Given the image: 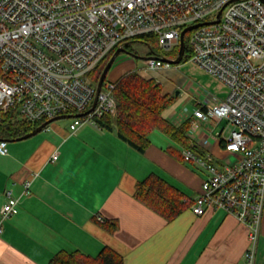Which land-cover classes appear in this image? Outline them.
<instances>
[{
	"label": "built area",
	"instance_id": "obj_1",
	"mask_svg": "<svg viewBox=\"0 0 264 264\" xmlns=\"http://www.w3.org/2000/svg\"><path fill=\"white\" fill-rule=\"evenodd\" d=\"M194 25L199 26L187 32V62L218 80L226 95L214 100L205 93L199 107H186L171 120H190L191 130L196 120L225 121L217 133L221 159L182 149L185 162L206 175L192 210L198 216L223 210L245 224L252 244L248 264H256L264 211V0H0V122L7 110L32 123L88 112L72 118L70 130H101L100 118L115 116L117 102L116 81L107 80L96 95L90 77L99 63L147 34L157 36L164 52H179L182 31ZM164 57L149 54L145 70L178 66ZM0 154H8L5 139ZM30 186L24 182V195ZM5 193L0 236L4 222L18 213L19 199L11 190Z\"/></svg>",
	"mask_w": 264,
	"mask_h": 264
},
{
	"label": "crops",
	"instance_id": "obj_2",
	"mask_svg": "<svg viewBox=\"0 0 264 264\" xmlns=\"http://www.w3.org/2000/svg\"><path fill=\"white\" fill-rule=\"evenodd\" d=\"M131 71L122 62L110 79L117 81ZM146 76L159 82L165 94L189 95L186 107H199L205 93L214 100L226 95L218 80L191 62ZM178 110L166 111V118H177L183 109ZM214 120H196L198 126L190 127L188 136L205 156L221 159L225 152L217 133L225 121ZM150 139L151 145L140 153L114 131L85 125L72 132L50 124L20 143H8L9 155L0 157V212L6 190L19 202L18 213L4 222L0 264H50L60 251L96 256L105 246L121 254L125 264H248L252 244L245 224L223 210L202 216L192 210L205 172L197 173L189 167L192 163L168 154L176 144L160 131ZM55 152L58 158L52 161ZM151 173L192 201L172 222L134 197L137 182ZM27 180L30 193L24 195ZM99 218L116 221L118 230L110 233ZM256 244L255 263L264 264V211Z\"/></svg>",
	"mask_w": 264,
	"mask_h": 264
},
{
	"label": "trees",
	"instance_id": "obj_3",
	"mask_svg": "<svg viewBox=\"0 0 264 264\" xmlns=\"http://www.w3.org/2000/svg\"><path fill=\"white\" fill-rule=\"evenodd\" d=\"M189 37L190 34L186 33L184 37L185 54L181 63L187 62L192 56L189 51ZM131 41L146 42L150 48V54H162L167 58H176L178 54V48L172 52H164L159 46L157 36L154 35H141ZM127 49H129V44ZM112 55L113 53L102 60L91 74L90 78H92L93 85L98 83L99 76H101ZM106 81L105 79L104 84ZM113 90L117 102L116 115L113 117L105 115L100 118L99 122L102 129L114 131L119 139L140 153L146 152L151 145L150 135L157 130L176 144V147H171L167 151L168 154L178 158L181 163L185 162L181 154L182 149H191L194 153L205 156L190 141L188 136L191 126L190 120L176 125L166 118L165 112L173 105L176 96L165 94L162 85L154 78H149L138 71H131L115 82ZM44 122L46 121L32 123L20 120L14 110H7L1 113L0 138L5 140L17 139L32 132ZM134 197L168 222L177 219L190 208L192 203L177 187L154 173L137 182ZM98 222L110 233H115L118 230L116 221ZM50 264L125 263L121 254L113 248L105 246L96 256H90L80 251L71 253L60 251L52 257Z\"/></svg>",
	"mask_w": 264,
	"mask_h": 264
},
{
	"label": "rangeland",
	"instance_id": "obj_4",
	"mask_svg": "<svg viewBox=\"0 0 264 264\" xmlns=\"http://www.w3.org/2000/svg\"><path fill=\"white\" fill-rule=\"evenodd\" d=\"M128 53H120L117 57L116 60L112 66V68L110 69L106 80H111V72L113 71V68L115 66H119L120 68H122V62H123V66L127 67V68H132L133 70H137L139 73L143 74V75H147L148 71L145 70V58L149 56L150 54V48L148 46V44L146 42L143 41H131L129 43V49H127ZM130 53V54H129ZM165 73V71H163ZM162 71L160 73H163ZM188 78H186L187 80ZM179 91H181L179 89ZM182 93V92H181ZM211 95V94H210ZM190 101V96L189 95H183L180 94V96H178L175 100V102L173 103V105L167 110V112H169L171 109H173L175 112L179 111V109H184L187 105V103H189ZM72 121L71 118H67V119H60L57 121H54L51 123L52 124H58L59 126L63 127V128H70V122ZM191 127V126H190ZM100 130V129H99ZM104 130V129H101ZM24 141V140H22ZM21 141H14V142H8L9 145L10 144H14V143H20ZM9 155V153H8ZM6 155V156H8ZM1 156H5V155H1ZM186 163H190V162H186ZM4 167L6 168V170L8 169L7 166ZM4 167H2L4 169ZM191 169H193L194 171H196L197 173H201V169L199 167H197L196 165L192 164L189 166Z\"/></svg>",
	"mask_w": 264,
	"mask_h": 264
},
{
	"label": "water",
	"instance_id": "obj_5",
	"mask_svg": "<svg viewBox=\"0 0 264 264\" xmlns=\"http://www.w3.org/2000/svg\"><path fill=\"white\" fill-rule=\"evenodd\" d=\"M201 25V24H199ZM199 25H194V26H190V27H187L185 28L183 31H182V34H181V39H180V47H179V52H178V56L175 58V59H170V58H167V57H164L163 58V61L167 62V63H170L172 65H179L181 64V60H183L184 58V54H185V41H184V37H185V34L190 30L194 29V28H197ZM120 53H128V51L126 49H118L116 50V52L112 55V57L109 59L108 63H106L107 65L105 66L100 79L97 83V87H96V95L99 94L103 84H104V81L110 71V69L112 68L115 60H116V57L120 54ZM130 54V53H129ZM147 58V57H146ZM145 58V59H146ZM96 101H97V98H95L94 100V104H93V107L95 106L96 104ZM88 112H85V113H81V114H65V115H61V116H57L55 118H52L50 120L47 119L46 122H44L43 124H41L40 126H38L35 130H33L32 132L30 133H27L17 139H12V140H7L8 142H14V141H22V140H25V139H28L32 136H34V134H37V132H40L42 131L43 129H45L48 125H50L52 122L54 121H57V120H60V119H67V118H74V117H79V116H83V115H87ZM2 138H0L1 140Z\"/></svg>",
	"mask_w": 264,
	"mask_h": 264
}]
</instances>
